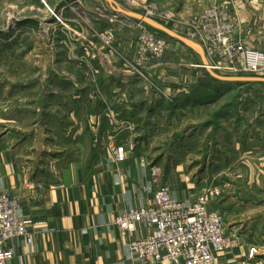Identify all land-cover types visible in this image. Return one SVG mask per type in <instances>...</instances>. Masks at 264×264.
<instances>
[{
  "label": "crops",
  "instance_id": "0c3cea01",
  "mask_svg": "<svg viewBox=\"0 0 264 264\" xmlns=\"http://www.w3.org/2000/svg\"><path fill=\"white\" fill-rule=\"evenodd\" d=\"M85 1L102 8V4L108 5L110 11H103L112 14V6L104 0ZM114 1L126 9L119 0ZM138 1L142 8L147 7V12H133L195 42L200 14L215 6L229 5L238 18L237 40L264 52V0ZM77 4L64 0L55 13L63 16L65 11H76ZM89 11L91 18L82 24L77 17L63 18L68 26L78 23L83 33L82 48L76 46L80 39L73 36L69 51L61 49L66 43L60 34L64 33V24L52 15L21 20L19 24L48 27L55 34L49 38L51 51L45 53L51 61L35 69L38 75L47 76L46 82L41 78L35 86L43 102L30 107L20 100L18 117L6 111L0 115V192H13L21 213L31 221L33 235L30 244L24 238L10 242L14 258L9 264H143L132 254L128 242L145 236L148 229L139 225L135 234L126 238L115 221L128 209L152 205L158 184L166 185L174 199L186 203H192L204 190L209 191L211 208L221 213L227 231L240 239V247L218 254L215 264H264V158L228 165L226 178L221 177L222 173H202L197 169L202 164L193 168L182 157L171 158L174 154L213 152L212 143L202 147L203 139L198 142L206 131L211 133L212 126L199 122L193 129L184 123L186 116L178 113L183 109L197 113L207 101L198 97L205 89L218 92L229 85L214 82L202 67L201 57L171 38L164 62L143 71L141 77L146 83L140 82L143 78L128 70L136 60V30L121 27L123 24L111 26L92 8ZM160 14L170 23L159 19ZM110 28L115 33L116 53L101 51L97 61L90 60L92 45L102 47L94 33ZM9 30L7 39L12 41ZM39 41L37 38V45ZM39 54L43 59L45 54ZM121 59L130 65H124ZM89 65L100 70L99 84H89L88 77H68L82 70L84 75L90 73ZM27 89L30 87L20 90ZM145 92L151 97L144 99ZM166 115L179 116L180 122L159 125ZM144 121L152 125L148 133L141 126ZM127 125H133L135 133L127 130ZM173 134L178 136L168 146L160 142ZM130 136L138 143L137 149L127 150V160L119 163L111 146L128 144L124 141ZM64 155L71 157H59ZM143 156L150 161L146 168L140 165ZM236 171L245 173L243 184L230 177ZM213 192L221 195L215 197Z\"/></svg>",
  "mask_w": 264,
  "mask_h": 264
},
{
  "label": "built area",
  "instance_id": "2783aa9c",
  "mask_svg": "<svg viewBox=\"0 0 264 264\" xmlns=\"http://www.w3.org/2000/svg\"><path fill=\"white\" fill-rule=\"evenodd\" d=\"M73 2L79 3L80 0ZM110 15L105 16L110 23H122L139 31L137 59L128 70L143 76V70L163 60L169 50L166 38L143 22L118 13ZM53 17L63 24L59 14L53 12ZM239 32L235 11L229 5H219L200 14L195 36L197 43L204 48L211 68L217 73L262 77L264 52L248 48L237 40ZM101 40L106 48H112V36H103ZM126 127L131 132L135 131L133 125ZM137 146L138 143L131 140L126 145L113 143L111 149L116 161L121 163L127 160V150L134 152ZM140 165L145 168L150 165L147 156L141 157ZM208 193L204 190L192 203H186L174 199L166 185L158 184L152 205L131 208L119 215L115 222L126 238L135 234L139 225L148 229L145 236L128 242L132 254L143 264H215L218 254L239 248V237L227 231L221 213L211 208ZM30 227L31 221L21 213L13 192L1 191L0 264H9L14 258L9 247L13 240L24 238L32 243Z\"/></svg>",
  "mask_w": 264,
  "mask_h": 264
},
{
  "label": "rangeland",
  "instance_id": "374dc122",
  "mask_svg": "<svg viewBox=\"0 0 264 264\" xmlns=\"http://www.w3.org/2000/svg\"><path fill=\"white\" fill-rule=\"evenodd\" d=\"M64 0H0V115L3 116L6 111L8 114L12 112V116L18 117L21 112V107L19 101H24L25 105L30 107H35L39 102H43L44 97L40 96L39 91H36V84L41 82V78L46 82L47 76H41L37 74L35 70L38 66L43 65L44 67L48 66L51 61L50 57L46 56L47 51H51V44L49 38L52 37L55 31H51L48 27H43L40 29L35 26H24L20 27L19 24L27 21L28 19L36 18H49L53 16V12L58 11L57 6L60 5ZM120 4L123 5L127 10H142V12H147V7H141V4L138 0H119ZM40 4V6L38 5ZM79 9L76 11H65L62 18L63 24L62 27L65 28L63 35L64 42L61 46L62 51H69L68 46L70 47V41L73 39V36H76L80 39V42L76 45L77 47L82 48V39L83 33L80 30V25L78 23H73L72 25H66L65 20H72L77 17L78 21L82 24V21H86L87 18H91V11L89 8H92V12L99 16L100 19L107 21L111 26L117 25L119 23H110L109 20L105 19V16H111V13L103 11L104 8H107L109 11L108 5H103V8L100 6H95L91 3H87L85 0H80L77 4ZM57 8V10H56ZM112 14L116 13L111 11ZM58 14V12H57ZM162 21H167L166 17L160 14ZM126 17V16H125ZM63 18L65 20H63ZM124 18V17H123ZM12 23V25L10 24ZM68 23V22H67ZM22 24V23H21ZM122 24V23H121ZM10 25V26H9ZM120 25V24H119ZM76 26L78 28H76ZM121 27L129 28V25H122ZM45 28V29H44ZM132 28V27H130ZM14 39H7V36L10 35V30ZM135 29V28H133ZM136 34V59H137V44L139 38V31L135 29ZM190 33V32H189ZM96 39L100 40L102 47H97L96 44L92 45V53L89 56L90 60L97 61L100 58L101 51H108L116 53L115 48V33L112 28L107 31H96L94 33ZM160 35V33H159ZM103 36H112L113 45L112 48H106L103 45L101 37ZM161 36V35H160ZM40 38L38 45L36 44V39ZM165 38V37H164ZM169 42V50L165 54L163 60L170 51V38H167ZM37 47V48H36ZM101 48V49H100ZM38 49V52L36 51ZM60 49V50H61ZM32 51V54L30 53ZM42 52L45 54H39ZM94 56H96L94 58ZM120 57V56H118ZM121 58V57H120ZM124 59V58H123ZM121 59V60H123ZM87 59H84L86 62ZM136 60L134 61V63ZM161 62H156L154 64H160ZM124 65L129 66V62L123 60ZM133 64V63H132ZM90 66V65H89ZM90 73L84 75V70L81 74L77 75L72 73L73 76L77 79H85L88 77L89 84L97 85L100 81L101 72L99 69L90 66ZM151 68V66L149 67ZM149 68L143 70L148 71ZM97 71V72H96ZM133 73V72H132ZM83 74V75H82ZM136 74V73H133ZM140 75V74H136ZM51 76H49L50 78ZM141 77V75H140ZM143 78V77H141ZM206 80H209L207 78ZM213 80V79H212ZM140 82H145L144 78ZM215 82V81H214ZM148 83V82H147ZM30 87L27 90H20L21 88ZM215 87V86H214ZM145 98H150V95L142 94ZM201 99L207 100L202 104L203 109L197 113H193L187 110H179V116L185 117V124L187 126L195 129L197 123L202 122L203 126L211 127V133H204L203 137H199L201 142L203 139L202 147H206L207 144L212 143L214 150L211 154L207 151L205 154L196 155L190 154L185 156H179L174 154L171 156L173 159H178L182 157L186 162L190 164L191 167L197 168L199 164H202V168H197L202 173L207 171L209 174L222 173L221 177L227 176L229 168L228 165L238 166L243 162L249 159H260L264 158V119L260 121L261 118H264V84L257 85H231L228 87H221L217 92L215 89L208 88L200 94ZM184 100V98H183ZM190 104V103H189ZM188 104V105H189ZM192 105V104H190ZM30 110L34 111L33 108ZM165 112V111H164ZM30 117V114L27 115ZM167 118H163L159 125H169V123H179L180 117L168 118L169 115H166ZM179 117V118H177ZM137 124V122H135ZM171 123V124H172ZM135 125L134 123H132ZM200 124V125H201ZM142 128L145 130V133H148V128H151V124L144 121L141 123ZM208 129V128H207ZM210 129V128H209ZM135 133V132H134ZM171 135V133H169ZM135 134H132L133 136ZM174 135V134H173ZM129 137L125 143L131 141L132 137ZM178 134L168 137L165 140V136L160 142L165 145H169L171 142H174ZM131 139V140H130ZM218 149H215V148ZM64 158H69L71 156H59ZM63 158V159H64ZM207 164V166H206ZM225 169L221 170L219 167ZM223 177V178H224ZM232 179L243 184V180L246 178L243 171L232 172L230 175ZM226 178V177H225ZM245 184V182H244ZM209 189V187H208ZM215 197H219L220 192H215Z\"/></svg>",
  "mask_w": 264,
  "mask_h": 264
},
{
  "label": "water",
  "instance_id": "95a60500",
  "mask_svg": "<svg viewBox=\"0 0 264 264\" xmlns=\"http://www.w3.org/2000/svg\"><path fill=\"white\" fill-rule=\"evenodd\" d=\"M109 3L113 10L121 15L129 17L131 19L137 20L139 22H143L148 25L153 30L160 32L166 35L168 38L177 40L183 43L185 46L189 47L190 49L194 50L202 59V67L207 70L210 76L223 84H236L239 86L244 85H251V84H264V77L258 76H223L213 70L210 66V63L207 59L206 53L204 48L197 42L193 41L192 39L185 37L183 35L178 34L174 30L170 29L169 27L149 18L146 15L129 11L122 8L116 1L114 0H104Z\"/></svg>",
  "mask_w": 264,
  "mask_h": 264
},
{
  "label": "trees",
  "instance_id": "16d2710c",
  "mask_svg": "<svg viewBox=\"0 0 264 264\" xmlns=\"http://www.w3.org/2000/svg\"><path fill=\"white\" fill-rule=\"evenodd\" d=\"M154 31H155V30H154ZM156 32H157V31H156ZM158 33H160V32H158ZM160 35H161L162 37H165V38L167 37L166 35H164V34H162V33H160ZM167 38H168V37H167ZM212 79H213V78H212ZM213 81H215L216 83H219V84H223V83H221V82H219V81H216V80H214V79H213ZM226 85L231 86V85H236V84H229V83H228V84H226ZM251 85H254V84H251ZM245 86H247V85H245ZM248 86H249V85H248Z\"/></svg>",
  "mask_w": 264,
  "mask_h": 264
}]
</instances>
